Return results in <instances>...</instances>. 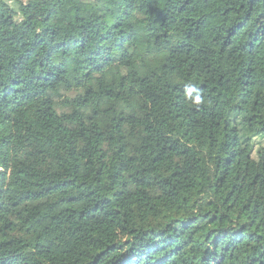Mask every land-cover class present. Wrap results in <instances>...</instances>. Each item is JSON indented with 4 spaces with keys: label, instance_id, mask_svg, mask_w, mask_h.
Segmentation results:
<instances>
[{
    "label": "trees",
    "instance_id": "trees-1",
    "mask_svg": "<svg viewBox=\"0 0 264 264\" xmlns=\"http://www.w3.org/2000/svg\"><path fill=\"white\" fill-rule=\"evenodd\" d=\"M0 264H264V0H0Z\"/></svg>",
    "mask_w": 264,
    "mask_h": 264
},
{
    "label": "rangeland",
    "instance_id": "rangeland-1",
    "mask_svg": "<svg viewBox=\"0 0 264 264\" xmlns=\"http://www.w3.org/2000/svg\"><path fill=\"white\" fill-rule=\"evenodd\" d=\"M36 15V14H35ZM37 16V18L39 17V18H42V16H40V15H36Z\"/></svg>",
    "mask_w": 264,
    "mask_h": 264
}]
</instances>
